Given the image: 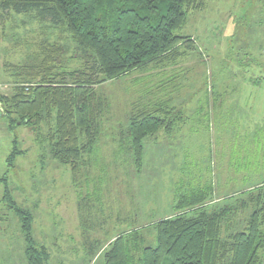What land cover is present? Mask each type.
Segmentation results:
<instances>
[{"label": "rangeland", "instance_id": "1", "mask_svg": "<svg viewBox=\"0 0 264 264\" xmlns=\"http://www.w3.org/2000/svg\"><path fill=\"white\" fill-rule=\"evenodd\" d=\"M178 34L193 43L186 39L175 59L98 85L108 107L92 164L77 180L40 150L31 127H9L1 111L0 177L7 175L17 203L33 212L48 264H106L103 249L135 227L154 246L147 226L171 215L181 192L210 185L215 202L264 182V0H208ZM0 39V95L14 92L11 67L47 41L66 49L61 68L93 67L92 56L81 58L69 34L36 12H0ZM158 102L180 120L171 133L145 139L138 168L125 148L131 113ZM15 140L24 153L9 167ZM3 192L1 182L0 264H28L20 220ZM245 213L233 223L242 226Z\"/></svg>", "mask_w": 264, "mask_h": 264}, {"label": "trees", "instance_id": "2", "mask_svg": "<svg viewBox=\"0 0 264 264\" xmlns=\"http://www.w3.org/2000/svg\"><path fill=\"white\" fill-rule=\"evenodd\" d=\"M206 1L0 0V12H36L41 21L69 34L81 58H94L92 68L68 71L60 67L66 49L50 41L41 44L38 54L11 67L14 92L0 95V117L2 111L9 127H31L40 150L69 166L77 180L92 164L108 107L98 85L179 56L186 39L193 41L178 32ZM167 105L158 102L131 113L125 148L138 168L145 139L160 129L171 133L180 120L181 113L173 114ZM18 146L15 140L9 167L24 153ZM1 182L3 201L20 220L28 264H48L47 250L34 236L33 212L17 203L7 175ZM214 193L207 185L178 194L173 213L147 226L156 233L154 246L144 227L120 232L102 251L106 264H264V182L235 199L214 202ZM239 212H246L242 226L233 223Z\"/></svg>", "mask_w": 264, "mask_h": 264}]
</instances>
